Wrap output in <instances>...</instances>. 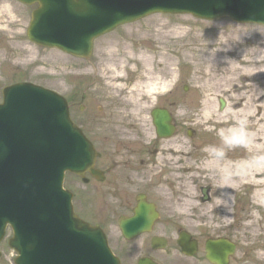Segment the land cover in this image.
Here are the masks:
<instances>
[{"label": "flooded vegetation", "instance_id": "obj_1", "mask_svg": "<svg viewBox=\"0 0 264 264\" xmlns=\"http://www.w3.org/2000/svg\"><path fill=\"white\" fill-rule=\"evenodd\" d=\"M136 84L135 80L129 81L125 84L126 91L114 98L111 91L105 88L99 90L108 93L105 104L108 113L99 107L102 99L99 95L91 99L92 103L85 104L83 85L78 88L77 96L67 102L72 122L92 143L96 152L93 168L80 176L66 175L68 183L73 180L77 185L76 190L71 185L77 210L80 209L87 216L112 219L134 217L140 206L148 208L151 215L160 218L195 215L203 211L196 207V199L202 203L203 190L208 188L206 204H213L215 196L221 215L230 212L238 216L241 206L238 196L229 203L221 193L215 192L213 186H204L200 184L201 180L190 179L189 175L196 173L195 169L192 172L185 168L180 170V165L195 164V160L171 161L173 154L166 156L162 144L165 140L158 138L150 112L148 114L146 110L148 98L128 96ZM76 99L80 101L75 103ZM110 99L113 101L110 102ZM159 106L168 110L175 119V114L179 113V98L172 95L160 101ZM179 131L177 128L176 134ZM187 201L190 203L185 204ZM160 226L161 220L150 233L139 235L132 241H124L123 251L129 264H137L141 259L164 264V260L170 258L167 251L159 249L162 240L157 239H167V250L174 241ZM180 231L176 230L175 235ZM174 244L177 247L176 256L184 257L176 241Z\"/></svg>", "mask_w": 264, "mask_h": 264}, {"label": "rangeland", "instance_id": "obj_2", "mask_svg": "<svg viewBox=\"0 0 264 264\" xmlns=\"http://www.w3.org/2000/svg\"><path fill=\"white\" fill-rule=\"evenodd\" d=\"M4 1L5 0H0V7L3 6ZM8 1L12 3L16 10L12 15L5 13L6 17L3 13H1L0 16H3L4 19L0 20L2 23L0 25L3 28H6L7 22H11L12 24L10 28L12 29L14 36L18 37V40H13L10 34L0 30V90L3 87V84L5 85L11 83L12 81L19 80L32 82L60 93H63L64 88H69L72 91L73 98L77 96L76 93L78 88L83 85V91L90 87L94 88L86 90L84 95L85 104L92 103L91 99H94L96 95H99V97L102 98L99 107L103 109L104 113H108V107L105 105L108 93L99 91L97 81L95 83L93 82L95 81V78H90V80H86L84 83L74 82L71 81L73 79V77H71L72 72L78 74H93V70L97 69V65L102 62V51L109 50L118 53V55L123 59H127V65L132 66V69H134L135 65H138L137 69L133 71L128 68L127 72L130 75H142L147 72L144 70L143 66L139 64V60L135 59V61H132L129 56L136 55L139 58V52H147L148 56L153 57L152 60L154 62H152V64H154L153 67L157 70L163 69V72L168 71L170 66L166 68V65L169 61H173L175 64L174 68L176 70L180 67V93L178 97L181 110H179L180 115L178 117V124L180 125L181 133L179 137H181L182 140H185L187 142L186 144L195 145L197 148L199 145H202L206 142V140H208V136L211 143H214L216 139L215 134L204 135L201 130L191 127L193 126V119L189 118V116L195 115L191 113H193L192 110H196V105H199L197 109L199 112L200 102L202 99L199 97V89H197V86H200V84H198L199 80H197V77L195 76L198 68L194 65L196 62L193 61L194 57L200 54L199 50L202 49L201 46L204 45L203 40H199V37L210 35L214 36L215 34L223 32L227 34L230 32H233L234 34L239 33L241 36L240 39H242L244 43V48L246 49V52H248L246 56L247 58L251 55L257 56L263 50L258 46L259 43H262L261 40L264 36L263 27L242 26L228 19L217 22H204L196 20L190 16L156 15L133 25L121 27L114 34H111L96 43L94 54L90 61H84L81 59L78 60L58 50L43 49L29 41L27 38V30L31 21V14L33 10H35L36 6H24L16 0ZM250 35L252 37H250ZM196 37L198 39H196ZM24 44L34 47L42 55L43 59L55 62L59 68L52 72H48L46 70L37 72L34 66L25 68L23 66L20 67L14 65L13 59L10 60L9 57L11 54L17 52L19 47L24 46ZM120 44H122L121 49L118 48ZM186 50H190L196 54L189 53ZM236 52H239V49H237ZM171 55L174 57H171ZM186 55H188V57H186ZM3 59L7 60V62L3 63ZM118 71H121V69ZM159 73L160 72H157V74ZM66 80L69 81L67 82L68 84L64 83ZM260 84L261 82L256 80L255 86L258 87ZM99 87L101 89L105 88L101 86ZM227 98L228 97L225 96L221 99H225L227 101ZM79 101L80 100L78 99L74 100L75 103ZM111 101L113 100L110 99V102ZM96 102L98 101L96 100ZM77 111L78 107L75 109V113ZM212 128L217 132V126ZM188 129L196 130V133L194 131V137L191 138V141L186 138ZM202 146L199 147L200 150H203ZM206 184H208V181L203 183V185ZM71 185L77 189L75 182L71 181ZM202 207L207 209V205ZM204 213H198L195 216L188 217V219H185V217L164 218L163 222L168 225L167 223L170 220L172 225H177L179 227L184 226L186 229L190 230L191 233L202 242V244H204L205 240L209 238L229 236L239 245L238 253L234 257L232 264H264V226H255V228L245 230L241 223L243 218L239 214L238 218L240 220H238L237 229L233 230L232 228L227 231L229 226L224 223H219L215 226V230L210 231L207 227V219H202L199 222L195 219L201 216H206ZM258 217L263 219L264 213H260ZM101 219L106 220L108 218ZM221 219L222 218L219 217V221ZM235 220L237 219H233V217L229 218L230 223ZM205 225L206 227H204ZM109 227L112 235L119 238L120 233L115 223H112ZM3 248L8 252V254L4 252ZM1 250L2 254L0 255V264H12L10 263V259L13 256V252L8 248L6 243L1 246ZM258 256L260 257L259 259L257 258ZM174 261H176V259H174ZM180 263L181 262L178 260L177 264ZM186 264L209 263L206 262L203 256H198L195 260L190 262L188 261Z\"/></svg>", "mask_w": 264, "mask_h": 264}, {"label": "bare ground", "instance_id": "obj_3", "mask_svg": "<svg viewBox=\"0 0 264 264\" xmlns=\"http://www.w3.org/2000/svg\"><path fill=\"white\" fill-rule=\"evenodd\" d=\"M15 10L12 3L5 0L3 6L0 7V15L1 13L4 16L5 13L12 15ZM3 19L4 17L0 16V20ZM0 24L2 23L0 22ZM11 24V22H7L6 28L0 25V30L10 34L13 40H18V37L14 36L10 28ZM240 37L239 33L234 34L233 32L199 37V40H203L204 45L201 46L202 49L199 50L200 54L196 56L197 59L194 57L193 61L196 62L194 65L198 68L195 76L199 80L198 84L200 86H197V89H199V97L202 99L199 112L197 111L199 105H196V110H192L193 113H191L195 115L189 116V118L193 119V126L191 127L201 130L204 135H216L214 143L206 140L202 144L204 149L210 145L220 146V139L216 134V130H213L212 127L217 126L218 129L227 127L233 124L237 117H245L247 119L248 128L255 137V145L251 150L237 148L228 151L225 160L219 166L211 163L206 153L207 158L204 159L201 167L193 166L190 172L196 168V173H191L189 178L198 179L200 171L203 175L208 176V181L212 182L215 186V192L221 193V196L227 202L231 203L233 198L237 196L247 201L248 205L243 215L244 221L242 226L245 230H249L255 228V226H264V218L258 217L260 213H264V164L257 165L251 163L254 155L264 153V36L261 40L262 43L258 44L263 49L262 52L257 56L251 55L252 57L248 58L246 57L248 52H246L244 43ZM250 37L252 36L250 35ZM196 39L198 38L196 37ZM121 45L118 46L119 49H121ZM237 49L242 50L236 52ZM186 51L194 53L190 50ZM102 54V62L99 65L102 80L107 83V86L114 85L119 80V76L116 73L117 70L128 68V60L123 59L114 51L105 50L102 51ZM139 54V58L136 55H130V60H139V64L147 72L145 74L150 77V81L152 73L158 71L153 67V57L148 56L147 52H139ZM171 57L174 56L171 55ZM9 59H13V63L16 66H23L25 68L34 66L37 72L42 70L52 72L59 68L55 62L43 59L42 55L34 47L25 44L19 47L17 52L11 54ZM2 62L6 63L7 60L3 59ZM255 80L261 82L258 87L255 86ZM150 86V93L157 89L158 86L161 89L165 88V86L158 85V83L151 84ZM224 95L228 97V109L226 111L228 114L220 116L217 111V100L225 97ZM186 143L181 137H176L165 140L162 144L167 153L166 156H171L169 154L171 153L173 154L171 159L176 160L178 157L189 153L185 147ZM202 145H199V147ZM238 151H240V154H236ZM223 173H227L229 177L226 182L223 179ZM184 203L189 204L190 202ZM215 205L216 203L209 207L210 211L208 215L195 218L196 221L199 222L202 219H207V227L210 231L215 230V226L219 223H224L231 227L229 221L231 213H224L221 217L222 219L219 221L220 216L216 212ZM188 217L190 216H186L185 218Z\"/></svg>", "mask_w": 264, "mask_h": 264}, {"label": "water", "instance_id": "obj_4", "mask_svg": "<svg viewBox=\"0 0 264 264\" xmlns=\"http://www.w3.org/2000/svg\"><path fill=\"white\" fill-rule=\"evenodd\" d=\"M24 4L39 3L40 8L33 14V22L29 31L30 39L44 47H56L76 57L89 58L92 51L93 40L103 34L111 32L117 26L134 22L148 15L163 14H192L195 17L205 20H217L223 17H230L235 21L259 22L264 24V0H19ZM109 20L113 21L106 25ZM77 34H82L77 36ZM83 36V37H82ZM80 37H82L80 39ZM34 103L43 106H52L53 121L56 122V128L61 130L64 124V118H68V112L64 100L56 95L38 88H32ZM41 99L42 101H38ZM156 120L159 129L168 132L167 118L157 116ZM72 129L74 126L71 125ZM54 142H59L60 135L53 136ZM27 149V148H26ZM26 149L22 153L28 154ZM5 152V158L8 155L16 154ZM43 156L45 155L42 153ZM54 156L60 155L59 150L47 152ZM1 156V154H0ZM20 176L27 180L30 179L29 172H21ZM10 178L7 175L1 177L0 172V191L2 184ZM61 180V178H60ZM59 182V181H58ZM9 185V182H8ZM7 191H5L6 193ZM4 193V192H2ZM18 196L22 195V190L17 191ZM13 200L0 196V240L5 233V226L11 223L15 232V239L11 246L20 254L17 264H53L46 254L47 231L45 223L33 214V211L26 209L23 205L14 207ZM27 205L30 204V198L26 199ZM69 221L72 229L67 224V233H75L73 225L80 231L77 232L74 241L89 244L94 240L99 242L95 246L104 259L100 264H117L111 260L106 252L105 240L97 233L94 236L90 232L98 229L91 228L86 223L76 219L72 214V207L68 203ZM135 225H150L152 217L137 216ZM122 229L126 237L132 228H127L123 223ZM71 230V231H70ZM84 230V234L82 233ZM77 236H79L77 238ZM180 244L187 254L196 249V243L190 244L189 237L181 236ZM103 248V249H102ZM190 249V250H188ZM208 261L211 264H229L230 257L234 255L236 247L227 240H209L207 243ZM108 260L109 263L104 261ZM70 264H76L72 261Z\"/></svg>", "mask_w": 264, "mask_h": 264}, {"label": "clouds", "instance_id": "obj_5", "mask_svg": "<svg viewBox=\"0 0 264 264\" xmlns=\"http://www.w3.org/2000/svg\"><path fill=\"white\" fill-rule=\"evenodd\" d=\"M220 139V146L210 145L204 151L208 154L209 161L220 165L225 160L227 152L237 148L251 150L255 145V137L248 128V121L245 117L235 118V122L227 127H221L216 132ZM251 163L264 164V153H258L253 156ZM223 172V170L221 169ZM223 179L226 182L229 177L223 173ZM260 258L259 256L257 257Z\"/></svg>", "mask_w": 264, "mask_h": 264}]
</instances>
